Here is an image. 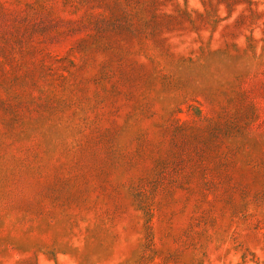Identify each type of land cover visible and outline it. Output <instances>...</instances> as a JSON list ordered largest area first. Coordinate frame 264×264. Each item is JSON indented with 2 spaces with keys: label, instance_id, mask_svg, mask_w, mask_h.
<instances>
[{
  "label": "rangeland",
  "instance_id": "1",
  "mask_svg": "<svg viewBox=\"0 0 264 264\" xmlns=\"http://www.w3.org/2000/svg\"><path fill=\"white\" fill-rule=\"evenodd\" d=\"M0 264H264V0H0Z\"/></svg>",
  "mask_w": 264,
  "mask_h": 264
}]
</instances>
